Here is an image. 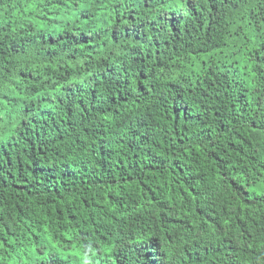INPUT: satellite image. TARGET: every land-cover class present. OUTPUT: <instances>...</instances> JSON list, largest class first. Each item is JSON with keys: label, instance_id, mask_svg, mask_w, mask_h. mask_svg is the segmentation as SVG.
Instances as JSON below:
<instances>
[{"label": "trees", "instance_id": "trees-1", "mask_svg": "<svg viewBox=\"0 0 264 264\" xmlns=\"http://www.w3.org/2000/svg\"><path fill=\"white\" fill-rule=\"evenodd\" d=\"M0 110V264H264V0H0Z\"/></svg>", "mask_w": 264, "mask_h": 264}, {"label": "clouds", "instance_id": "clouds-1", "mask_svg": "<svg viewBox=\"0 0 264 264\" xmlns=\"http://www.w3.org/2000/svg\"><path fill=\"white\" fill-rule=\"evenodd\" d=\"M145 1H152V0H145ZM57 69H65V59L64 54H56L55 52H50V54H43V56H40V60L38 63V67L36 71H33L32 73L27 77L28 83L27 88L21 89L20 92H32V94H35L36 96H39V93L50 89H56V88H63V81L60 78H56V76L61 73H50L47 75L46 70H57ZM63 71V70H61ZM56 80L58 83L56 84ZM5 115L0 110V120L3 119Z\"/></svg>", "mask_w": 264, "mask_h": 264}, {"label": "rangeland", "instance_id": "rangeland-1", "mask_svg": "<svg viewBox=\"0 0 264 264\" xmlns=\"http://www.w3.org/2000/svg\"><path fill=\"white\" fill-rule=\"evenodd\" d=\"M251 189H252V191H257V189H256V188H254V187H252Z\"/></svg>", "mask_w": 264, "mask_h": 264}, {"label": "bare ground", "instance_id": "bare-ground-1", "mask_svg": "<svg viewBox=\"0 0 264 264\" xmlns=\"http://www.w3.org/2000/svg\"><path fill=\"white\" fill-rule=\"evenodd\" d=\"M143 129V128H142Z\"/></svg>", "mask_w": 264, "mask_h": 264}]
</instances>
